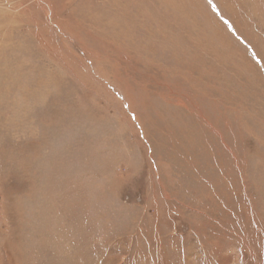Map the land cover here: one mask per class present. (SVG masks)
Wrapping results in <instances>:
<instances>
[{
  "label": "rangeland",
  "instance_id": "obj_1",
  "mask_svg": "<svg viewBox=\"0 0 264 264\" xmlns=\"http://www.w3.org/2000/svg\"><path fill=\"white\" fill-rule=\"evenodd\" d=\"M242 1L0 0V264H264Z\"/></svg>",
  "mask_w": 264,
  "mask_h": 264
},
{
  "label": "bare ground",
  "instance_id": "obj_2",
  "mask_svg": "<svg viewBox=\"0 0 264 264\" xmlns=\"http://www.w3.org/2000/svg\"><path fill=\"white\" fill-rule=\"evenodd\" d=\"M243 1H244V0H243ZM243 1H242V2H243ZM246 2H247V1H246ZM248 4L250 5V3H249V2H248ZM256 4H257V3H256Z\"/></svg>",
  "mask_w": 264,
  "mask_h": 264
}]
</instances>
